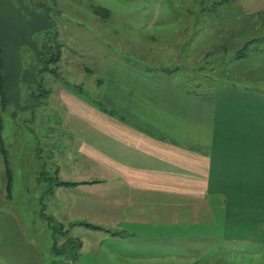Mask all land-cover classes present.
Here are the masks:
<instances>
[{
  "label": "rangeland",
  "instance_id": "rangeland-1",
  "mask_svg": "<svg viewBox=\"0 0 264 264\" xmlns=\"http://www.w3.org/2000/svg\"><path fill=\"white\" fill-rule=\"evenodd\" d=\"M202 1L11 0L15 30L21 33L16 51L19 73L33 77L30 93L29 82L21 83V107H27L26 97L33 98L35 107L27 113L13 106L4 108L0 101L5 125L1 140L7 148L0 168V186L2 181L4 185L0 188L4 196L0 223L5 244L13 246L9 253H0L6 261L184 264L196 258L204 263L229 246L221 237L220 197L206 201L180 197L181 204L206 203L207 214L196 209L195 220L182 223V211L189 205L181 206L180 211L176 207L174 217L181 219L180 225H156L160 212L171 211L159 203L163 200L167 206L171 198L147 192L129 195L130 189L118 182L121 178L108 166L78 151L82 143H88L128 165L152 167V160L94 130L61 102L62 94L67 93L95 104L94 80L102 78L110 59L160 75H164L160 68L180 66L188 74L164 75L163 79L199 96L222 87L261 92L264 0L224 3L212 13L206 14L204 9L195 13L199 5L206 6ZM238 4L258 12L253 18L258 25L252 28L248 20L242 27L245 19ZM96 8L108 10V16L96 14ZM254 38L255 43L243 51L245 55L238 57L239 50ZM57 44L62 45L61 59L54 63ZM54 68L57 73L52 72ZM256 78L261 82L254 81ZM45 89L50 93L45 94ZM41 135L47 140L43 142ZM8 171L13 173L11 182ZM92 178L106 181L57 187L63 181ZM89 224L101 227L91 229ZM162 247L179 253L165 256L167 253H158ZM259 264H264V256Z\"/></svg>",
  "mask_w": 264,
  "mask_h": 264
},
{
  "label": "crops",
  "instance_id": "crops-1",
  "mask_svg": "<svg viewBox=\"0 0 264 264\" xmlns=\"http://www.w3.org/2000/svg\"><path fill=\"white\" fill-rule=\"evenodd\" d=\"M15 24L11 0H0V101L4 108L13 106L11 108L25 109L29 113L35 102L32 97H26L27 107L22 108L20 88L22 82H29L27 91L30 93L33 77L19 73L16 51L21 33L15 30ZM105 64L102 78L94 80L98 97L95 104L67 93L62 94L61 102L94 130L152 160L153 166L128 165L88 143H82L78 152L108 166L121 178L118 182L130 189L129 195L147 192L171 198L167 206L163 200L159 203L173 212H160L155 223L160 227L174 226L177 222L180 225L181 219L174 217L176 207L180 211L181 206L189 205L182 211V223L194 221L196 209L206 211L203 216L207 214L206 203L193 205L185 201L181 204L180 197L191 201L220 197L221 237L229 246L209 257L210 261L203 263L195 258L184 264H259L264 256L263 86H260L261 92L255 93L222 87L208 96H199L164 80V75L170 76L165 72L164 75L152 74L113 59ZM47 91L45 89V94ZM97 103L113 115L103 112ZM4 129L0 115V168L7 153L2 138ZM41 140L46 141L47 136L41 135ZM8 173L12 179L13 173ZM105 181L92 178L73 183L104 184ZM60 186L63 184L57 187ZM1 187H4L3 181ZM112 190L119 193L115 187ZM2 199L0 190V221L3 222ZM2 222L0 253H9L13 246L5 244ZM158 253L174 257V253L179 252L170 253L162 247ZM0 264L14 263L0 255Z\"/></svg>",
  "mask_w": 264,
  "mask_h": 264
},
{
  "label": "trees",
  "instance_id": "trees-1",
  "mask_svg": "<svg viewBox=\"0 0 264 264\" xmlns=\"http://www.w3.org/2000/svg\"><path fill=\"white\" fill-rule=\"evenodd\" d=\"M206 1V6H202V5H199V7L200 8H198V11L197 12H195V13H198L199 12V10H205V13L206 14H208V13H212V12H214L218 7H220V5H222V4H224V3H234L235 5L237 4L236 2H235V0H211L210 2H208V0H205ZM205 1H202V2H205ZM201 2V3H202ZM214 3V5L212 6V4ZM217 5H219V6H217ZM239 9H241L240 7H239ZM95 13L96 14H98V15H103V16H108V14H109V11L108 10H105V9H102V8H96L95 10ZM241 11L243 12V14H244V16H243V19H245V22L243 21V24H242V27L244 28L245 27V23L248 21V20H250V25L252 26V28H254V26H256V25H258L257 24V21H256V19H253V18H256L257 17V14H258V12H256V11H253V10H249V11H247L245 8H242L241 9ZM260 13H263V12H260ZM260 13H259V17H261L262 15H260ZM212 17V16H211ZM262 17H264V16H262ZM153 37V36H152ZM257 38H254V39H251V40H248V42H247V44L245 45V47L243 48V49H241V51L239 50V53H238V57H240V56H242V55H245L244 53H243V51L245 50V49H249V48H247L248 47V45L249 44H254L255 43V40H256ZM56 47L58 48H54V51H53V57H52V61L54 62V63H58L59 61H60V59H61V47H62V45H59V44H57L56 45ZM229 47V44L227 45V46H225V48L223 49V50H226L227 48ZM240 52H242L243 54H241ZM1 65H2V57H1V49H0V68H1ZM156 69H159V68H156ZM163 72H165V73H167L168 75H170V76H172V75H179V76H181L180 75V73H184V74H186L187 72L184 70V69H182L180 66H176V67H173V68H169V69H163V68H160ZM52 72H54V73H57V68H54V70L52 71ZM188 74V73H187ZM202 79L203 78H206V76L204 75V74H202ZM192 78H194V77H192ZM196 78V77H195ZM201 79V80H202ZM201 85H204V83L202 82L199 86H201ZM178 87V86H177ZM180 88V87H179ZM182 89V88H181ZM184 90V89H183ZM185 91H187V90H185ZM47 93H49V91H47ZM97 107H99L100 109H102V111L103 112H105V113H107L108 111H106V109H103V107H102V105L99 103H97ZM109 114H111V115H113V113H110V112H108ZM44 172V171H43ZM42 174H45V173H42ZM9 179H10V181L9 182H11V174H10V177H9ZM61 184H63V185H76V184H78V183H73V182H61V183H58L57 185H61ZM10 187V186H9ZM87 226H89V227H93V228H99L100 229V227H97V226H92V225H87Z\"/></svg>",
  "mask_w": 264,
  "mask_h": 264
}]
</instances>
